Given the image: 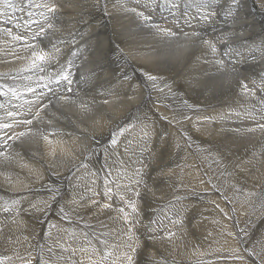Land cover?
Masks as SVG:
<instances>
[{"label": "bare ground", "instance_id": "1", "mask_svg": "<svg viewBox=\"0 0 264 264\" xmlns=\"http://www.w3.org/2000/svg\"><path fill=\"white\" fill-rule=\"evenodd\" d=\"M241 1L0 0L5 264H76L65 239L89 230L124 264L134 245L131 226L157 246L148 255L155 264H260L264 99L253 89L264 94V0ZM51 2L65 6L48 13L42 5ZM41 26L47 31L34 39ZM48 49L62 60L53 69L54 60L43 64L33 55ZM218 61L237 69L230 80ZM69 71L71 92L54 83ZM253 74L262 80L251 86ZM44 85L55 92L37 117ZM105 98L119 102L105 106ZM239 184L252 195L234 203ZM169 233L171 240L162 238Z\"/></svg>", "mask_w": 264, "mask_h": 264}, {"label": "rangeland", "instance_id": "2", "mask_svg": "<svg viewBox=\"0 0 264 264\" xmlns=\"http://www.w3.org/2000/svg\"><path fill=\"white\" fill-rule=\"evenodd\" d=\"M225 1V3H226V7H227V5L229 4V3H231V1H235V0H224ZM244 1V0H243ZM240 2H242L241 0H240ZM207 5H208V7L210 6V4H208V3H206ZM193 7V4L191 3L190 4V8L189 9H191ZM211 7V6H210ZM212 8V7H211ZM159 12H161L160 10H159ZM226 13H228V10L226 9V12H225V15H226ZM222 19V18H221ZM19 21V20H18ZM28 24V22L27 23H23V25H27ZM25 26H24V28H25ZM52 50L53 49H48V50H43L45 53L47 52V62H49V63H51L53 60H54V62H53V64H52V66H51V68L53 69L54 67H53V65L56 63V61L57 62H61L62 60H60V61H58L57 59L60 57V54H59V52L57 51V50H54L53 52H52ZM50 53H49V52ZM52 52V53H51ZM56 53V54H55ZM51 54V55H50ZM53 54V55H52ZM221 54V56L223 55V52H221L220 53ZM55 55V56H54ZM59 56V57H58ZM50 57V58H49ZM52 58V59H51ZM67 59H64V61H66ZM44 64V63H43ZM44 70H46V68L44 67L43 68V71ZM42 71V70H41ZM42 71V72H43ZM41 72V73H42ZM48 75H51V74H54V73H52L51 72V70H50V72H48L47 73ZM45 78H47V77H45ZM49 78V77H48ZM252 78V79H251ZM262 80V77H260L258 74H253V75H251V77H249L248 78V80H247V84L248 85H251V86H253L252 84H254V83H256V84H258L257 82H260ZM257 81V82H256ZM51 82H53V79H52V81ZM51 82H48L47 81V83L46 84H48V85H53ZM73 82V81H72ZM72 84V83H71ZM75 85V81H74V83H73V86ZM42 90L43 91H47V89H45V87L44 88H42V89H40V92H42ZM253 91L255 92V94L257 95V97L259 98V100L260 101H262L263 99H264V94H262V92L257 88H254L253 89ZM257 92V93H256ZM53 92H48V96L49 97H53L52 94ZM55 94H57V93H55ZM260 94H261V96H260ZM58 95V94H57ZM263 97V98H262ZM19 102V101H18ZM263 103H264V100L262 101ZM20 103V102H19ZM263 107H264V105H263ZM262 107V108H263ZM257 110V109H256ZM12 141V140H11ZM11 141H10V143H11ZM11 146H9L8 147V150L9 151H11ZM151 152H153V149L151 150ZM147 153H149L150 155L152 154V153H150L149 152V149H147ZM254 172L256 171V170H253ZM258 171V170H257ZM257 173V172H256ZM142 181L144 182V186H146V188H153L150 184H148L147 182H146V179L142 176ZM111 184V183H110ZM112 186H114L113 184H111ZM96 186V189L97 190H95V191H97V193H98V196L99 197H101L102 196V194L104 193L103 191H105V189H104V187L101 185H95ZM98 186V187H97ZM99 188V189H98ZM240 188V189H239ZM247 191V192H246ZM251 190H249V189H247L246 187H244V186H242L241 184H239V186H238V191H234L232 194H231V196H235L234 198H233V200H234V203H235V199H239L241 196H243L244 194H246V193H249L250 195H252L251 194V192H250ZM101 192V193H100ZM103 192V193H102ZM99 193L101 194V195H99ZM237 194V195H236ZM102 198V200H105V199H103V197H101ZM100 198V199H101ZM189 214L191 213V210L190 211H187ZM186 215V217L187 218H189L190 217V215ZM73 226V225H72ZM76 227V226H75ZM131 232H132V235H133V238L134 239H132L133 240V242H134V245L131 247V249H130V255L131 256H133V258H134V264H153L154 262L153 261H149L148 260V255L149 254H157L158 253V248H157V246H154V244H153V242H152V239H142V237L139 235V233H138V231L137 230H135V228L133 227L132 228V226H131ZM262 232H264V229H262ZM90 233V234H89ZM137 234H138V236H137ZM93 236V237H92ZM136 238H135V237ZM141 237V238H140ZM86 238V239H85ZM87 239H88V241H87ZM95 239V240H94ZM98 238L95 236V234H94V232L92 231V230H89V231H86L85 233H81V234H79L78 236H77V239H65L66 240V242H68L69 243V247H70V250H71V252H72V254L76 257V261H77V263L76 264H118V262H119V260H118V258L117 257H115L116 255H115V251H112L111 249H110V247L109 246H107L106 244H108V241H107V239H98ZM139 239V240H138ZM92 240V241H91ZM101 240V241H100ZM71 241V242H70ZM76 241V242H75ZM98 241V242H97ZM107 241V242H106ZM138 241V242H137ZM78 242V243H77ZM82 242V243H81ZM102 242V243H101ZM41 243V242H40ZM95 243V244H94ZM98 243H99V245H98ZM100 243H101V246H102V244L104 245V246H100ZM137 243V244H136ZM36 244H37V242L35 243V246H36ZM95 245H96V247H95ZM106 245V246H105ZM109 245V244H108ZM35 246H34V251H35ZM138 246V247H137ZM94 247V248H93ZM100 247V248H99ZM105 247V248H104ZM153 247V248H152ZM99 248V249H98ZM133 248H135L136 250H135V252H133L132 251V249ZM139 248V249H138ZM152 248V249H151ZM97 249V250H96ZM102 249H104V250H102ZM108 249V250H107ZM111 250V251H110ZM157 250V251H156ZM100 251V252H99ZM106 251V252H105ZM244 255H246L247 253L245 252V251H243V250H240ZM250 251V250H249ZM101 252H103V254L101 253ZM147 252V253H146ZM150 252H152V253H150ZM6 255H5V254ZM83 253H85V254H83ZM97 253V254H96ZM104 253H106V254H104ZM110 253V254H109ZM114 253V254H113ZM144 253V254H143ZM94 254V255H93ZM8 255H9V253L7 252V251H2V250H0V257H2V258H6V257H8ZM102 255V256H101ZM111 255V256H110ZM113 255V256H112ZM142 255H144V256H142ZM248 255V254H247ZM80 256V257H79ZM88 258H87V257ZM94 258H93V257ZM100 256V257H99ZM99 257V258H98ZM103 257V258H102ZM109 257V258H108ZM114 257V258H113ZM19 258H21V259H23V260H26V259H28V254L27 253H24V254H22V255H20V257ZM78 258V259H77ZM105 259V260H104ZM107 259V260H106ZM136 259V260H135ZM140 259V260H139ZM88 260V261H87ZM90 260H91V262H90ZM95 260V261H94ZM113 260V261H112ZM142 260V261H141ZM103 261V262H102ZM108 262V263H107ZM137 262V263H136ZM70 264H73V263H70ZM121 264V263H120ZM124 264H128V260H127V262L126 263H124ZM155 264V263H154Z\"/></svg>", "mask_w": 264, "mask_h": 264}, {"label": "snow or ice", "instance_id": "3", "mask_svg": "<svg viewBox=\"0 0 264 264\" xmlns=\"http://www.w3.org/2000/svg\"><path fill=\"white\" fill-rule=\"evenodd\" d=\"M64 6L65 5H58L55 2L45 3V4L42 5V7H44V8L47 9V12L48 13H52V14H56L57 11H58V8H61V7H64ZM131 11L135 12L136 10L135 9H132ZM137 15L140 16V17H142L146 21L151 19V17L150 16H146L144 14V12H138ZM205 19H207V17H205ZM152 27L159 29V25H152ZM48 28L49 29L52 28L51 23H49ZM46 31L47 30L41 26L39 32L36 33V35L33 38L34 39L42 38L43 37V34ZM164 31H167V30H164ZM9 35H11L10 32H9ZM170 35H173L174 36L175 34L174 33H170ZM13 39L19 40V39H22V37L14 36ZM41 42H43L42 39H41ZM205 43H208V42L205 41ZM29 47H34V45H29ZM53 47H55V45H53ZM211 47H212V50L213 51L216 50L215 49V45H211ZM33 55L35 57V60H38L41 63L45 62L46 59H47V53H45L43 50H41L38 53H33ZM34 63H35V61H34ZM217 63L220 65V67L218 69V72L219 73H222L224 75V78L225 79L230 80L232 78V75L237 71V69L235 67H232V68L226 67L225 64L223 63V61H218ZM230 63H231V61H230ZM127 78L128 77H125V79H127ZM157 78H158L157 75H152V74H149L148 75V79L149 80L155 81V80H157ZM54 83L57 86V88L63 83L64 86H65V91L71 92L72 89H71L70 85L72 83V79H71V73H70V71L67 72V73H60L55 78ZM240 83H241V86L244 89L247 90V88H248L247 84H245L243 81H241ZM44 87L47 88L49 92H53V93L55 92L54 89L48 88V85H44ZM29 91H33L34 92L35 89H29ZM0 95H5V93L0 92ZM13 95H15L14 92H13ZM101 95H104V94L101 93ZM109 95H111V94H109ZM40 98H43V99H40ZM58 99L59 100H64V101H69V102H73L74 103V101L71 100V97H66V96L61 95V96L58 97ZM128 99L131 100L132 97H128ZM38 102L40 103V108H39V110H38V112L36 114L37 117L39 116V111H43V109L48 108V107H50L52 105L51 98L50 97H47L46 94L43 93V92H41L39 94ZM118 102H119V98L116 101H110V99L105 98V99L102 100L101 103L103 105L107 106L110 103H118ZM81 108L84 111H86V112L90 110V106L88 104H86V103H82L81 104ZM105 111H106V109H105ZM103 114H104L103 112L100 114V117H99L100 119L103 118ZM8 115L9 116H12V115H15V114L10 112V113H8ZM209 119H211V118H209ZM23 123L28 124V125H31L33 123V121L31 119H28V120L23 121ZM5 127H8V125H5ZM258 127L261 128V129H264V124H260ZM249 131H255V129H249ZM23 135H25V133H21V136H23ZM10 139H15V137H10ZM113 143H115V141H113ZM149 191H151V190L149 189ZM137 195H139V193H137ZM129 206L132 207L133 212L136 211V207H135L134 204H130ZM104 207H108V205H104ZM121 211H123V209H121ZM173 236H175V233H169L166 237H162V238H166L168 240H171ZM135 250H136L135 248L132 249L133 252H135ZM256 255H258V254L255 253V252H249V257L250 258H252V257H254ZM238 258L243 259V257H238ZM127 260H128V264H134V258H133V256H131V255L128 256L127 257ZM0 264H5V260L4 259H0ZM260 264H264V256H261L260 257Z\"/></svg>", "mask_w": 264, "mask_h": 264}]
</instances>
